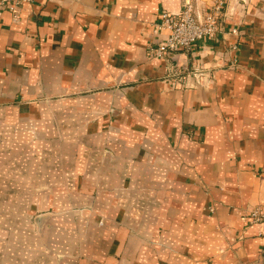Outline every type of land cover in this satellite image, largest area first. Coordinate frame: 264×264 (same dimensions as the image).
<instances>
[{"label":"crops","instance_id":"0c3cea01","mask_svg":"<svg viewBox=\"0 0 264 264\" xmlns=\"http://www.w3.org/2000/svg\"><path fill=\"white\" fill-rule=\"evenodd\" d=\"M183 4L3 12L0 264H264V0H225L214 38L149 58Z\"/></svg>","mask_w":264,"mask_h":264},{"label":"built area","instance_id":"2783aa9c","mask_svg":"<svg viewBox=\"0 0 264 264\" xmlns=\"http://www.w3.org/2000/svg\"><path fill=\"white\" fill-rule=\"evenodd\" d=\"M33 2L34 0H0V17L3 12L9 11L13 20L17 21L20 8ZM224 4L223 0H215L203 12H198L190 0H184L183 7L178 12L161 11L158 20L153 24L155 38L146 48L148 57L162 58L181 50L193 54L200 41L214 38L220 30ZM229 32L235 36L240 35L237 27L230 28ZM232 49L236 50V45H233ZM207 74L208 72L200 67H195L192 71L198 82L199 78ZM248 217L253 223H264V204L251 209Z\"/></svg>","mask_w":264,"mask_h":264},{"label":"rangeland","instance_id":"374dc122","mask_svg":"<svg viewBox=\"0 0 264 264\" xmlns=\"http://www.w3.org/2000/svg\"><path fill=\"white\" fill-rule=\"evenodd\" d=\"M190 1H191V3L194 4L197 11L199 10V12H203L215 0H190ZM223 1L225 3V0H223ZM224 6H226V4H224ZM192 71H193V69H192ZM192 71H188L187 73L190 75V72H191V75H192ZM192 77H193V75H192ZM39 219H40V217L34 216V217H32V219L30 218V222L34 223V225H36L38 222H40Z\"/></svg>","mask_w":264,"mask_h":264}]
</instances>
